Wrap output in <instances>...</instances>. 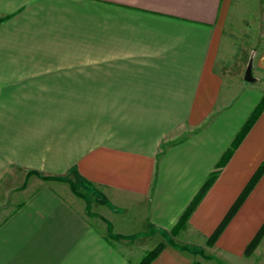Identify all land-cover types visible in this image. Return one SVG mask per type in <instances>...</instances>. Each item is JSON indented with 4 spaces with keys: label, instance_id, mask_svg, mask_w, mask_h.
I'll return each instance as SVG.
<instances>
[{
    "label": "crops",
    "instance_id": "crops-1",
    "mask_svg": "<svg viewBox=\"0 0 264 264\" xmlns=\"http://www.w3.org/2000/svg\"><path fill=\"white\" fill-rule=\"evenodd\" d=\"M263 97L264 0H0V264H264V112L172 233Z\"/></svg>",
    "mask_w": 264,
    "mask_h": 264
},
{
    "label": "trees",
    "instance_id": "trees-1",
    "mask_svg": "<svg viewBox=\"0 0 264 264\" xmlns=\"http://www.w3.org/2000/svg\"><path fill=\"white\" fill-rule=\"evenodd\" d=\"M263 112H264V97H263L261 103L254 110V112L252 113L250 118L247 120V122L245 123V125L243 126V128L241 129L239 134L234 139V141H233L231 147L229 148V150L227 151V153L223 156V159L221 160V162L217 166V170L210 175L204 189L193 200V202L191 203L189 208L182 215L180 221L178 222V224L176 226L175 231L172 233L176 234L180 230L185 228V226H187V223L189 222L191 215L193 214V212L197 208V205L200 202L201 198L210 189V187L214 184V182L217 179V176L219 175L220 171L230 161L233 154L236 152V150L243 143V141L245 140L247 135L250 133L251 129L253 128L255 123L258 121V119L260 118V116L262 115ZM263 175H264V162L260 165L257 172L254 174V176L250 180L249 184L244 189V191L241 194V196L239 197L238 201L235 203V205L229 211L228 215L225 217L222 224L219 226V228L216 230V232L208 239L207 245L209 247H212L216 243V241L219 239V237H220L221 233L223 232V230L225 229V227L229 224V222L235 216V214L237 213L239 208L242 206L244 201L248 198V196L253 191V189L258 184V182L263 177ZM74 178H76L75 175H74ZM76 180H77V182L74 183L73 186L71 185L73 192L76 193L77 195H79V197H81V198L85 197L86 195L90 196V193L92 190H90V188L88 186L84 185L85 184L84 181L78 180L77 178H76ZM80 190H82V191L79 192ZM263 235H264V227L261 230V232L258 234V236L255 238V240L252 242V244L249 246V248L247 250V255L254 251V249L257 247L260 240L262 239ZM165 247H166V245L164 243H160L155 248L148 251L145 254V256L143 257V259L138 264H151L153 261H155V259H157V257H159V255L162 253V251L165 249Z\"/></svg>",
    "mask_w": 264,
    "mask_h": 264
},
{
    "label": "rangeland",
    "instance_id": "rangeland-1",
    "mask_svg": "<svg viewBox=\"0 0 264 264\" xmlns=\"http://www.w3.org/2000/svg\"><path fill=\"white\" fill-rule=\"evenodd\" d=\"M52 7H48V8H38V10L34 13L33 16H31L30 18H40L39 19V23L45 24L49 23L52 24V21L56 20V19H76V20H85L89 17L90 15V11H89V7L88 6H81V11L79 13L76 14H71V15H62L63 13V9H65V7L60 6L59 4H50ZM70 5V4H67ZM66 5V6H67ZM29 18V19H30ZM77 25H84L81 23H76ZM53 25V24H52ZM61 25V24H58ZM70 179V178H69ZM71 185L73 186L74 183L77 182L76 178H74L73 180H71ZM73 191V190H72ZM82 190H80L79 192H81ZM74 193V192H73ZM76 196V193H74ZM87 196V195H86ZM86 196L81 198V199H86ZM209 247V246H208ZM210 248V247H209ZM199 251V249H198ZM201 254H204V250L202 249ZM206 253V252H205ZM211 258V257H210Z\"/></svg>",
    "mask_w": 264,
    "mask_h": 264
},
{
    "label": "water",
    "instance_id": "water-1",
    "mask_svg": "<svg viewBox=\"0 0 264 264\" xmlns=\"http://www.w3.org/2000/svg\"><path fill=\"white\" fill-rule=\"evenodd\" d=\"M245 79H246L247 82H253L252 69L250 67L247 70Z\"/></svg>",
    "mask_w": 264,
    "mask_h": 264
}]
</instances>
